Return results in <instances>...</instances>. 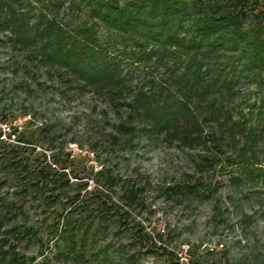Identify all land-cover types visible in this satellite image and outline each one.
Instances as JSON below:
<instances>
[{"label":"rangeland","instance_id":"rangeland-1","mask_svg":"<svg viewBox=\"0 0 264 264\" xmlns=\"http://www.w3.org/2000/svg\"><path fill=\"white\" fill-rule=\"evenodd\" d=\"M262 9L264 0H247L244 26ZM140 64L134 83L142 73L154 74ZM41 72L25 70L0 36V250L6 252L0 264L12 253L25 264H264L262 185L231 181L226 170L209 172L205 181L219 184L201 199L182 201L164 192L187 176L199 177L197 149L146 132L114 143L116 116L104 100ZM99 170L119 179L113 192L103 187ZM134 183L142 207L129 211L128 226L119 227L113 208L122 187ZM94 190L108 193V210L94 211ZM81 218L72 246L65 221ZM131 225L156 246L145 251L134 244ZM22 228L34 233L22 235Z\"/></svg>","mask_w":264,"mask_h":264},{"label":"trees","instance_id":"trees-1","mask_svg":"<svg viewBox=\"0 0 264 264\" xmlns=\"http://www.w3.org/2000/svg\"><path fill=\"white\" fill-rule=\"evenodd\" d=\"M66 2L0 0V36L25 70H42L58 84L104 100L116 116L114 143L146 132L197 149L193 167L199 177L187 176L164 190L182 201L217 190L218 182L205 181L209 172L229 170L231 181L264 187V9L257 10L256 22L244 26L247 0ZM137 64L151 66L154 74L142 73L134 83ZM96 175L106 191H114L119 179L103 170ZM140 191L135 183L122 187L113 208L119 227L128 226L123 219L129 211L142 207ZM89 194L98 200L96 213L107 209V192ZM82 219L65 221L72 246ZM128 231L134 244L156 246L134 225ZM24 261L12 253L4 264Z\"/></svg>","mask_w":264,"mask_h":264}]
</instances>
